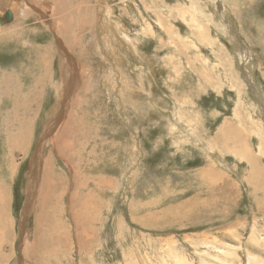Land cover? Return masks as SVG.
<instances>
[{
  "label": "rangeland",
  "instance_id": "374dc122",
  "mask_svg": "<svg viewBox=\"0 0 264 264\" xmlns=\"http://www.w3.org/2000/svg\"><path fill=\"white\" fill-rule=\"evenodd\" d=\"M14 1L0 264H264V0Z\"/></svg>",
  "mask_w": 264,
  "mask_h": 264
},
{
  "label": "bare ground",
  "instance_id": "6f19581e",
  "mask_svg": "<svg viewBox=\"0 0 264 264\" xmlns=\"http://www.w3.org/2000/svg\"><path fill=\"white\" fill-rule=\"evenodd\" d=\"M8 1L11 2V3H12V2H15V1H13V0H0V3H2V2L6 3V2H8ZM216 1H219V0H216ZM16 2L18 3V1H16ZM2 4H3V3H2ZM9 4H10V3H9ZM9 4H8V5H9ZM0 5H1V4H0ZM19 6H20V4H19ZM9 12H11V11H9ZM0 15H1L0 17L2 18V15H3V14L1 13ZM46 23H47V22H46ZM48 25H50V23H48ZM57 32H58V31H57ZM58 47H59V46H58ZM60 48H61V46H60ZM242 49H243V48H242ZM67 50H68V49H67ZM241 53H243V54H244V57H246V55H245V51H244V50L241 51ZM69 58H70V57H69ZM68 66H70V64H69ZM68 66H67V67H68ZM75 71H76V70H75ZM70 73H71V71H70ZM72 75H73V74H72ZM67 77H68V76H67ZM72 77H73V76H72ZM72 77H71V75L69 76V78H68V80H67V81H68V85H70V84L72 83ZM74 77H75V75H74ZM74 79H75V78H74ZM74 79H73V80H74ZM65 83H66V82H65ZM63 84H64V83H63ZM75 84H76V83H75ZM65 85H66V84H65ZM76 85H77V84H76ZM70 86H71V85H70ZM73 86H75V85H73ZM65 87H66V86H65ZM73 88H74V87H73ZM74 90H75V89H74ZM72 91H73V90H72ZM63 92H64V91H63ZM72 94H73V93H72ZM74 94H76V93L74 92ZM64 95H65V94H64ZM68 95H69V94H68ZM68 95H67V96H68ZM69 96H70V95H69ZM59 121H60V120H59ZM224 130H225V129H224ZM227 131H228V129H227ZM224 134H225V132H224ZM241 135H242V134H241ZM51 136H52V135H51ZM230 136H231V135H230ZM233 136H234V135H233ZM239 136H240V135H239ZM221 138H222V137H221ZM243 146H244V145H243V143H242V146H241V147H243ZM261 147H262V146H261ZM11 149H12V148H11ZM34 166H35V165H34ZM51 176H52V175H51ZM32 177H33V176H32ZM45 178H46V177H45ZM47 179H49V178H47ZM43 180H44V179H43ZM29 182H30V181H29ZM29 182H28V183H29ZM50 184H51V183H50ZM50 184H49V185H50ZM40 186H41V185H40ZM30 188H31V187H30ZM46 189H47V188H46ZM37 190H38V188H37ZM0 191H1V190H0ZM45 191H46V190H45ZM1 192H3V190H2ZM38 192H39V191H38ZM5 193H6V192H5ZM40 193H41V192H40ZM44 193H45V192H44ZM37 194H38V193H37ZM3 195H4V194H3ZM5 195H6V194H5ZM37 196H38V195H37ZM45 196H47V195H45ZM0 197H2V196L0 195ZM2 198H3V197H2ZM4 198H5V197H4ZM39 199H40V198H39ZM43 199H44V198H43ZM0 200H1V199H0ZM2 200H3V199H2ZM4 200H5V199H4ZM4 200H3V201H4ZM30 200H31V199H30ZM30 200H29V201H30ZM27 201H28V200H27ZM44 202H45V201H44ZM46 202H47V201H46ZM2 203H3V202H2ZM4 203H5V202H4ZM6 203H7V202H6ZM25 205H26V204H25ZM1 208H3V207H1ZM38 208H39V207H38ZM4 209H5V208H4ZM39 209H40V208H39ZM5 210H6V209H5ZM37 216H38V215H37ZM39 217H40V216H39ZM39 220L41 221V219H39ZM36 225H37V224H36ZM37 227H38V226H37ZM40 228H41V227H40ZM40 240H41V239H40ZM26 254H27V253H26Z\"/></svg>",
  "mask_w": 264,
  "mask_h": 264
},
{
  "label": "water",
  "instance_id": "95a60500",
  "mask_svg": "<svg viewBox=\"0 0 264 264\" xmlns=\"http://www.w3.org/2000/svg\"><path fill=\"white\" fill-rule=\"evenodd\" d=\"M13 21V15L9 11H5L3 18L0 17V26H4Z\"/></svg>",
  "mask_w": 264,
  "mask_h": 264
},
{
  "label": "crops",
  "instance_id": "0c3cea01",
  "mask_svg": "<svg viewBox=\"0 0 264 264\" xmlns=\"http://www.w3.org/2000/svg\"><path fill=\"white\" fill-rule=\"evenodd\" d=\"M14 1V0H13ZM13 3V2H12ZM11 3V4H12ZM8 2H6V3H4L3 2V5H5V6H8ZM11 4H9V5H11ZM6 171V170H5ZM3 175H2V178H0V183H3L4 184V186H5V184H6V181H7V177H5V175H4V172L2 171L1 172ZM1 173H0V175H1ZM0 190H1V187H0ZM0 193H1V191H0ZM4 215H5V218L3 219L6 223H7V213L6 212H4Z\"/></svg>",
  "mask_w": 264,
  "mask_h": 264
}]
</instances>
